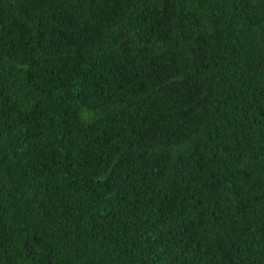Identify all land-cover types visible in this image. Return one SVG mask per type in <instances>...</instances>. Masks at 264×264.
<instances>
[{
	"label": "trees",
	"instance_id": "16d2710c",
	"mask_svg": "<svg viewBox=\"0 0 264 264\" xmlns=\"http://www.w3.org/2000/svg\"><path fill=\"white\" fill-rule=\"evenodd\" d=\"M0 264H264V0H0Z\"/></svg>",
	"mask_w": 264,
	"mask_h": 264
}]
</instances>
